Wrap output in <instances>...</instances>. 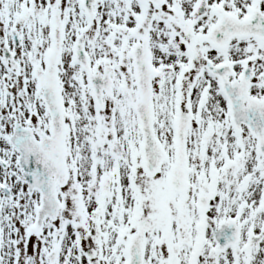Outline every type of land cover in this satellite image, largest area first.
<instances>
[{
    "label": "snow or ice",
    "instance_id": "obj_1",
    "mask_svg": "<svg viewBox=\"0 0 264 264\" xmlns=\"http://www.w3.org/2000/svg\"><path fill=\"white\" fill-rule=\"evenodd\" d=\"M0 264H264V0H0Z\"/></svg>",
    "mask_w": 264,
    "mask_h": 264
}]
</instances>
